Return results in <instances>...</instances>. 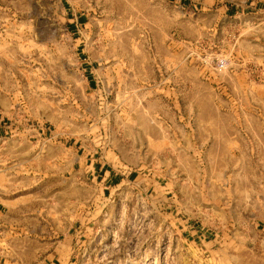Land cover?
<instances>
[{
    "label": "rangeland",
    "instance_id": "374dc122",
    "mask_svg": "<svg viewBox=\"0 0 264 264\" xmlns=\"http://www.w3.org/2000/svg\"><path fill=\"white\" fill-rule=\"evenodd\" d=\"M256 2L0 0V264H264ZM69 146L123 180L77 203Z\"/></svg>",
    "mask_w": 264,
    "mask_h": 264
},
{
    "label": "crops",
    "instance_id": "0c3cea01",
    "mask_svg": "<svg viewBox=\"0 0 264 264\" xmlns=\"http://www.w3.org/2000/svg\"><path fill=\"white\" fill-rule=\"evenodd\" d=\"M193 0H190V2ZM258 5H260V0H256ZM259 10H261L259 8ZM66 152V162H64L63 167L57 166V172L62 171L64 174V179L69 187L77 188L76 192L73 196H75V200L77 203L83 202L85 195V185H87V179L93 185H101L107 184L106 186H111L117 184L120 180V174L118 172H114L112 168H108L107 165L103 163L98 164L96 161L93 162V159H89L86 154L79 155L74 148L71 146L65 148ZM89 159V162H88ZM20 169L22 170H32V171H42L43 169L39 164H27L23 166L20 164ZM87 175V178H86ZM90 176V177H88ZM245 181L248 183L247 175L245 173ZM21 217V216H20ZM3 218L6 221L2 222V228H8L11 223L7 220L12 219L13 216H8L5 214ZM1 225V224H0ZM1 227V226H0ZM20 231L30 230L29 227L23 226L22 224L17 226ZM25 228V229H24ZM27 232V231H26ZM47 252L41 253V248L36 244L33 247H28L27 253L25 254L27 257L25 259H11L9 261L10 264H50L48 261L51 260L50 255L52 253Z\"/></svg>",
    "mask_w": 264,
    "mask_h": 264
},
{
    "label": "clouds",
    "instance_id": "9594fccd",
    "mask_svg": "<svg viewBox=\"0 0 264 264\" xmlns=\"http://www.w3.org/2000/svg\"><path fill=\"white\" fill-rule=\"evenodd\" d=\"M228 67L227 63L222 62V68L226 69Z\"/></svg>",
    "mask_w": 264,
    "mask_h": 264
}]
</instances>
